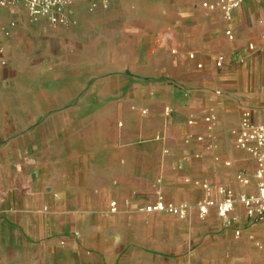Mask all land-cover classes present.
Listing matches in <instances>:
<instances>
[{
    "label": "crops",
    "instance_id": "crops-1",
    "mask_svg": "<svg viewBox=\"0 0 264 264\" xmlns=\"http://www.w3.org/2000/svg\"><path fill=\"white\" fill-rule=\"evenodd\" d=\"M205 1L83 0L68 26L0 6V264H264L240 204L146 210L258 192L236 133L264 122V0Z\"/></svg>",
    "mask_w": 264,
    "mask_h": 264
},
{
    "label": "built area",
    "instance_id": "built-area-1",
    "mask_svg": "<svg viewBox=\"0 0 264 264\" xmlns=\"http://www.w3.org/2000/svg\"><path fill=\"white\" fill-rule=\"evenodd\" d=\"M80 1L83 0H0V6L4 7L23 2L32 17H47L52 24L68 26L73 20L66 13V9ZM256 1L263 2V0ZM242 2L243 0L205 1L203 2V6L208 10L220 9L224 18L230 21L234 10ZM227 34L230 39L234 38L232 30H227ZM190 57H194V55L190 54ZM215 61L217 67H222L226 59L223 54H218ZM206 120L212 121V118L207 117ZM213 125H215V122H213ZM236 141L239 147L246 148L256 159L257 168L255 177L259 180L258 192L256 194H248L246 192L236 194L232 189L220 188L219 193L221 194V198H214L209 195L194 205L188 202L178 205L167 204L159 200L146 206V210L168 211L180 218H186L193 207L198 209L200 217L208 215L210 210L215 208L218 217L226 226H229L233 223L234 214L236 213L237 206L240 204L244 207L248 220L253 223L264 222V122L257 123L250 116L245 117L240 129L236 133ZM238 179L243 183H248V179L243 174H239ZM111 210H116V202L111 203Z\"/></svg>",
    "mask_w": 264,
    "mask_h": 264
},
{
    "label": "rangeland",
    "instance_id": "rangeland-1",
    "mask_svg": "<svg viewBox=\"0 0 264 264\" xmlns=\"http://www.w3.org/2000/svg\"><path fill=\"white\" fill-rule=\"evenodd\" d=\"M17 4H21L20 2H18Z\"/></svg>",
    "mask_w": 264,
    "mask_h": 264
}]
</instances>
